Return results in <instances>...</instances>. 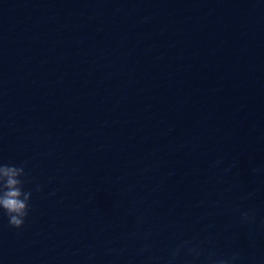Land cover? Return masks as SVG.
<instances>
[{"label": "water", "instance_id": "1", "mask_svg": "<svg viewBox=\"0 0 264 264\" xmlns=\"http://www.w3.org/2000/svg\"><path fill=\"white\" fill-rule=\"evenodd\" d=\"M0 164V264H264V0H0Z\"/></svg>", "mask_w": 264, "mask_h": 264}, {"label": "clouds", "instance_id": "2", "mask_svg": "<svg viewBox=\"0 0 264 264\" xmlns=\"http://www.w3.org/2000/svg\"><path fill=\"white\" fill-rule=\"evenodd\" d=\"M258 169H253V172ZM26 176L23 166L0 164V209L7 214L10 226L21 229L29 215L32 193L24 191ZM244 219H249L244 213ZM233 260L235 257L232 258ZM214 264H230L229 260H219Z\"/></svg>", "mask_w": 264, "mask_h": 264}]
</instances>
